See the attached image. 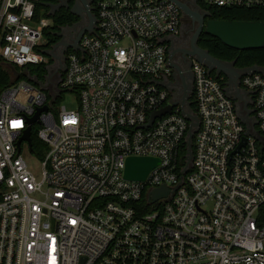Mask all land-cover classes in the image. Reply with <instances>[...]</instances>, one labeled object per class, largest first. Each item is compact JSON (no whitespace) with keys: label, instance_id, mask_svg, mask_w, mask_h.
Here are the masks:
<instances>
[{"label":"built area","instance_id":"built-area-1","mask_svg":"<svg viewBox=\"0 0 264 264\" xmlns=\"http://www.w3.org/2000/svg\"><path fill=\"white\" fill-rule=\"evenodd\" d=\"M38 2L0 0V264H264V76L239 78L254 98L247 131L223 78L193 60L199 128L182 175L188 122L180 108L144 128L171 100L156 82L171 73L162 40L178 34L179 8L169 0H93L95 31L81 38V52L68 53L52 91L46 79L45 88L29 81V67L50 61V20L36 17ZM65 92L75 95V109L61 105ZM26 155L40 162L39 179ZM130 157L158 165L143 182L128 181ZM161 187L166 196L149 203Z\"/></svg>","mask_w":264,"mask_h":264},{"label":"water","instance_id":"water-1","mask_svg":"<svg viewBox=\"0 0 264 264\" xmlns=\"http://www.w3.org/2000/svg\"><path fill=\"white\" fill-rule=\"evenodd\" d=\"M173 3L176 7L179 8L181 13L193 20L198 22V28L191 40L189 50L184 54L187 57L196 60L198 63L202 64L207 69L208 75H213L215 79L219 77H224L226 81L224 82V93L225 96L234 102L235 112L239 121L247 127V131L251 130L254 126V123H251L247 120L242 119L241 110L239 108V103L241 102V98L247 97L248 93L244 90L239 89V78L243 75H250L252 73H258L264 76V67L259 66H251L243 69H239L235 67V62H227L222 61L219 59L214 58L212 55L209 54L208 51L200 48L198 46V38L202 32L206 35H209L215 39H218L222 44L226 47L238 50V51H245V50H259L264 48V24L260 22H229V21H218V20H211L210 13L206 10H200V7L196 5L195 12L191 11L189 7L180 0H169ZM49 9V14L53 15L61 8H65L69 10V12L79 18V21L76 25L80 26L82 22V16L78 12V7L73 6L69 8L68 0H59L57 4H47L45 5ZM200 12V13H199ZM90 17V24L88 27L83 29L82 35L85 34H93L95 31V24L96 18L91 16ZM178 35V34H177ZM177 35H173L170 37H166L162 40V43L167 45V66L171 69L173 73L178 76H182V58L177 51L172 50L171 44L172 39L175 38ZM58 38H61L58 43L53 45L51 49L43 51L44 55L49 57L50 59L54 58V50L57 47L64 46L62 33L56 34ZM70 49L73 51L81 52L79 45L70 46ZM48 70V66L45 68ZM30 82L38 85L39 87L45 88V83L37 81L33 78L29 79ZM158 85L163 87L166 91L171 92V100L169 104L165 107H162L158 111L152 112L149 115V119L144 126V128H149L155 121V119L161 118L166 114H170L172 108L179 107L181 111V115L185 118L188 122V129L186 132L185 137V165L181 171L182 175L186 174L188 169L191 166L192 158H193V150H192V143L193 137L199 128V119L195 114L194 110L192 109V102L191 97L193 95V75L190 74L187 86H185L184 95L182 96L180 101H175V94L173 93V89L169 88V84L175 83V80L169 81L168 77H165L161 81L156 82ZM46 111V107L39 109L32 119L31 122L37 121V117L40 112ZM24 140L29 141V130L25 132V136L23 137ZM244 144V138L240 144L242 146ZM158 165V160L153 158H137V157H130L127 158L125 161L124 173L123 177L125 180L128 181H136V182H143L148 175V173ZM167 190L165 187H161L155 189L150 192L149 194V203H153L158 199L166 196Z\"/></svg>","mask_w":264,"mask_h":264},{"label":"flooded vegetation","instance_id":"flooded-vegetation-1","mask_svg":"<svg viewBox=\"0 0 264 264\" xmlns=\"http://www.w3.org/2000/svg\"><path fill=\"white\" fill-rule=\"evenodd\" d=\"M180 1L185 3L189 7V9L193 12L197 10L195 8L196 5L200 7V10L202 11L205 10L201 5L200 0H180ZM74 5L78 7V12L83 18L80 26L76 25V23L79 21V18L74 16L76 17V20L74 22L62 26L57 32H55V34L62 33L64 46L57 47L54 50V58L50 59L48 64V70L44 69V72L42 71L29 72L30 76L37 81L42 82L43 80L46 79L49 83V88L52 91L58 88L64 76V72L67 67V55L70 51H72V49H70L69 47L75 46L77 44L79 45L81 38L84 36L82 35L83 29L85 27H88V25L90 24V17L88 13L95 18V9L93 5V0H68L69 8L73 7ZM197 28H198V22L196 20L186 17L182 14L178 35L175 38H173L171 41L172 50L177 51L182 58L181 59L182 60L181 69L183 71L182 76H178L171 71L168 77L169 81H172L173 79L175 80L174 84L170 83L168 86L169 88L173 89L174 91L173 93L175 94V101L177 102L180 101L182 96L184 95L185 86H187L188 78L190 74L192 75L193 59L185 56L184 54L189 50L191 40ZM56 38H57L56 43H58L61 38H58L57 36ZM239 89L243 90L240 86ZM171 94L172 93L170 92V95ZM191 102L193 103V96L191 97ZM253 103H254V98L253 96L250 95H248L246 98L245 97L241 98V102L239 103V108L243 110L241 112L242 119L243 120L249 119L248 121L251 123L255 122Z\"/></svg>","mask_w":264,"mask_h":264},{"label":"trees","instance_id":"trees-1","mask_svg":"<svg viewBox=\"0 0 264 264\" xmlns=\"http://www.w3.org/2000/svg\"><path fill=\"white\" fill-rule=\"evenodd\" d=\"M59 0H39L36 4V17H47L50 20V26L45 31L46 36V48H51L57 41L56 34L62 26L71 24L76 20L68 10L61 8L53 15L49 14V9L45 6L47 4H56ZM202 7L209 11L211 20L218 21H229V22H260L264 24V7H217V6H206L201 2ZM198 46L209 52L214 58L227 61L235 62V67L239 69L259 66L264 67V48L259 50H245L238 51L226 47L218 39H215L202 32L198 39ZM44 66H32L29 67V71L44 72ZM5 73L0 70V77L5 79ZM222 77V76H221ZM0 78V79H1ZM222 84L226 81L222 77ZM1 82V81H0ZM192 109L195 110L194 104L192 103ZM32 145L34 154L38 158L43 157V145L32 135ZM186 149L185 147L180 152L181 164L185 163Z\"/></svg>","mask_w":264,"mask_h":264},{"label":"rangeland","instance_id":"rangeland-1","mask_svg":"<svg viewBox=\"0 0 264 264\" xmlns=\"http://www.w3.org/2000/svg\"><path fill=\"white\" fill-rule=\"evenodd\" d=\"M61 105L65 106L67 109H75L76 101L75 95L71 92H65L62 94ZM25 160L28 163L30 171L39 179L41 177V165L40 162L33 156L26 155Z\"/></svg>","mask_w":264,"mask_h":264}]
</instances>
